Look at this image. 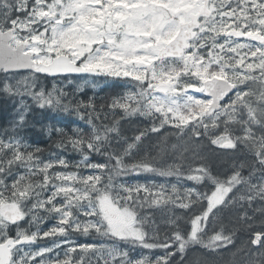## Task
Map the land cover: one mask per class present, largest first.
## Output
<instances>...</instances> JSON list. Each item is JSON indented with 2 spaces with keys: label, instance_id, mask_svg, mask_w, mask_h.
Here are the masks:
<instances>
[{
  "label": "snow or ice",
  "instance_id": "obj_1",
  "mask_svg": "<svg viewBox=\"0 0 264 264\" xmlns=\"http://www.w3.org/2000/svg\"><path fill=\"white\" fill-rule=\"evenodd\" d=\"M22 71L28 75L17 79ZM0 73V94L15 104L0 129V264H175L177 255L184 264L190 246L218 252L234 245L224 209L259 202L264 216V0H0ZM74 73L123 79L131 90L97 105L69 99L55 84L46 89L37 75ZM35 109L85 123L87 132L68 131L33 119L56 135L50 149L79 160L53 151L45 159V149L26 142ZM117 110L121 118L146 117L151 127L117 139L120 121L109 120ZM166 127L184 142L171 163L163 162L167 137L155 154L142 151L148 135ZM204 139L250 159L214 174L200 154ZM144 174L177 183L124 180ZM169 206L192 215L164 213L159 223L145 211ZM48 218L56 223L42 231ZM237 219L251 233L248 244L264 250V221L252 231L247 211ZM77 235L111 242L77 243ZM45 238L51 246L33 250ZM247 264H264V252Z\"/></svg>",
  "mask_w": 264,
  "mask_h": 264
},
{
  "label": "trees",
  "instance_id": "obj_2",
  "mask_svg": "<svg viewBox=\"0 0 264 264\" xmlns=\"http://www.w3.org/2000/svg\"><path fill=\"white\" fill-rule=\"evenodd\" d=\"M28 75V73H19V75L16 77L17 79L20 76ZM39 77V82L46 88L51 89L53 84L55 82H52V79L45 78V77ZM6 79L5 76H1L0 81H4ZM110 82H116V81H110ZM110 82H101L97 85V91L94 94L93 92V99L94 102L97 105L101 104H107L111 101L112 98H109L105 95V93L99 94L101 91H103L105 88L110 87L107 86ZM65 93L68 94L69 99L74 100H88L87 98V91L84 89L77 90L75 86H72V84H68L66 87H63L62 89ZM91 95V94H90ZM198 98H205V96H199ZM30 102V101H29ZM15 107V104L13 100L6 98L3 94H0V129H3V127L6 126L8 120L11 118L12 111ZM122 115L118 110L114 113L109 114V120L112 119H118V115ZM69 115H65L62 113L53 112L51 110H39L35 109L31 116L29 117L30 126L29 128L23 133L24 138L27 143L33 145V146H39L45 149L44 152V158H48V152L53 151L56 152L58 155H63L67 157L65 151L58 150L55 147H52L50 149V145H54V142L56 141L57 137L55 134L49 138V135L46 130L42 129L40 124H35L33 122V119L40 120L44 125H51L59 128H64L68 131H71L74 127L71 126L68 122ZM125 122V124L120 123V136L124 135L125 137L129 138L134 132L139 130L141 128V124L145 125V127L150 128L151 127V121L146 119H139L135 122L136 116L131 117H124L122 118ZM80 128H83L86 132L89 131L88 128L80 126ZM145 130V129H144ZM165 131V130H164ZM162 132H160L159 136H155V134H150L144 141L142 146V151H151L153 154H155L159 149L156 147L158 144V141L165 137L161 135ZM183 141H181L174 133L173 129V141H169L167 139V152L165 155L171 158V156L175 157L178 150H181V146L183 145ZM202 148L200 151V154L205 157H209V163L212 167L213 173H221L227 171L228 167L233 163L234 160H243V159H250V156L248 153H246L243 149H238L237 151H223L219 150L213 145H211L207 139L201 140L198 142ZM172 145H177V150H173L171 147ZM188 159L192 158V153L189 152L186 154ZM249 156V158L247 157ZM76 157H79L76 154ZM216 158V159H215ZM94 162H103L102 158L99 156H96L93 158ZM213 160V161H212ZM224 167V168H223ZM85 175L90 174L88 172L84 173ZM131 181L128 180L127 183H133L138 182L135 175H131ZM173 183H170V185ZM200 188L201 193H206L209 189L212 188L210 183L205 182ZM205 190V191H203ZM207 194V193H206ZM206 206V205H205ZM262 207V205L257 202L256 204L252 205L250 208L249 206L245 205L243 208L241 206L237 205L233 208H226L223 210L222 213H220V216L223 218L222 223L226 228L232 229L235 233L234 237V245H230L225 249H222L218 252H211L207 249L202 248L199 245H193L190 246L185 254H184V264H232L233 261L234 264H247V260L250 258V254L252 255H258L260 252H264L262 249H258L257 246H252L248 244V241L251 238V233L247 227V225L242 224L237 217L243 213V211H247L248 215L252 217L253 219L249 222L253 225L252 231L260 230V224L261 221H264V216H261L256 209H259ZM177 209V210H176ZM175 211H179L178 214L180 217H182L184 220H187L189 216L192 215V213L180 210L176 208ZM153 214V217L157 220L159 223H163V214H161L157 209L151 210ZM156 212H159V214H156ZM259 215V216H258ZM230 216V217H229ZM56 219L55 218H48L44 221V223L41 225L42 231H47L49 228H51L53 225H55ZM181 227L188 231L190 230L188 225L183 223L181 224ZM32 230H35L34 228ZM236 231V232H235ZM211 234V233H209ZM90 237H97L102 238L106 243H110L107 238L100 237L97 235H91ZM238 244H236V241ZM41 242V240L39 241ZM80 242V241H79ZM84 243V242H82ZM50 245V240L44 242L42 244V247H46ZM237 245L239 248L236 250ZM235 246V247H234ZM230 247V248H229ZM229 249V250H228ZM236 251H235V250ZM58 251V250H57ZM139 251V250H137ZM232 254L233 258L231 260L230 254H225V252ZM233 251V252H232ZM156 255H159V251H155ZM217 253V254H216ZM223 253V254H222ZM56 253L54 252L52 255L54 256ZM62 256V253H60ZM216 254V255H215ZM214 255V256H213ZM224 255V256H223ZM242 255V256H241ZM180 255H177L174 260L175 264H179L181 257ZM218 258V259H217ZM226 260V261H225ZM240 260V261H239Z\"/></svg>",
  "mask_w": 264,
  "mask_h": 264
},
{
  "label": "rangeland",
  "instance_id": "obj_3",
  "mask_svg": "<svg viewBox=\"0 0 264 264\" xmlns=\"http://www.w3.org/2000/svg\"><path fill=\"white\" fill-rule=\"evenodd\" d=\"M242 42H246V41H242ZM171 148H172V147H171ZM219 150H221V149H219ZM223 151H225V150H223ZM247 157L249 158V156H247ZM173 158H174V157L171 156V158L168 160V159H166V156H163V162H164V163H171V162L173 161ZM245 175H247V172H245ZM162 182H163V181H160L159 184H164V183H162ZM164 185H165V184H164ZM166 186H168V185H166ZM191 187H192V186H191ZM212 190H213V188L209 189L207 192H206L205 190H203V191H205V192L207 193V195H211ZM145 211H146V214H153L152 212L149 213L148 210H145ZM178 212H179V211H175V209H173V208L170 207V206H169L168 209H165L164 212L160 211V213L163 214V215H164V213H167V215L175 214L176 216H179L180 213L178 214ZM156 214H159V212H156ZM258 216H259V215H258ZM21 227H27L26 222L22 223V224H21ZM238 242H240V241H239V240L236 241V244H238ZM51 244H52V240H50V245H48V246L50 247ZM235 246H236V250H238L239 247H238L237 245H235ZM235 246H234V247H235ZM33 250H35V249L33 248ZM234 250H235V249H234ZM236 250H235V251H236ZM227 252H228V251H226L225 254H227V255L230 254V253H227ZM232 252H233V251H232ZM228 256H229V255H228ZM230 256H232V257H231V260H232V258H233V253L230 254ZM232 264H234L233 261H232Z\"/></svg>",
  "mask_w": 264,
  "mask_h": 264
},
{
  "label": "bare ground",
  "instance_id": "obj_4",
  "mask_svg": "<svg viewBox=\"0 0 264 264\" xmlns=\"http://www.w3.org/2000/svg\"><path fill=\"white\" fill-rule=\"evenodd\" d=\"M216 159V158H215ZM213 161V160H212ZM224 168V167H223ZM230 217V216H229ZM223 219V218H222ZM236 232V231H235ZM235 241V240H234ZM230 248V247H229ZM229 250V249H228ZM211 253V252H210ZM217 254V253H216ZM215 254V255H216ZM223 254V253H222ZM214 256V255H213ZM224 256V255H223ZM242 256V255H241ZM180 257V256H179ZM218 259V258H217ZM226 261V260H225ZM240 261V260H239ZM232 263V262H231ZM225 264V263H224Z\"/></svg>",
  "mask_w": 264,
  "mask_h": 264
},
{
  "label": "water",
  "instance_id": "obj_5",
  "mask_svg": "<svg viewBox=\"0 0 264 264\" xmlns=\"http://www.w3.org/2000/svg\"><path fill=\"white\" fill-rule=\"evenodd\" d=\"M75 74V73H74Z\"/></svg>",
  "mask_w": 264,
  "mask_h": 264
}]
</instances>
